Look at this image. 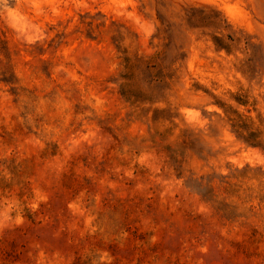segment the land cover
<instances>
[{
  "label": "rangeland",
  "instance_id": "obj_1",
  "mask_svg": "<svg viewBox=\"0 0 264 264\" xmlns=\"http://www.w3.org/2000/svg\"><path fill=\"white\" fill-rule=\"evenodd\" d=\"M0 264H264V0H0Z\"/></svg>",
  "mask_w": 264,
  "mask_h": 264
}]
</instances>
